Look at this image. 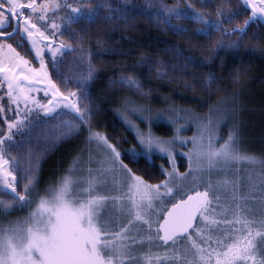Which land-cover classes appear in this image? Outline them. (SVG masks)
I'll return each mask as SVG.
<instances>
[{"label":"snow or ice","instance_id":"6c2138e0","mask_svg":"<svg viewBox=\"0 0 264 264\" xmlns=\"http://www.w3.org/2000/svg\"><path fill=\"white\" fill-rule=\"evenodd\" d=\"M105 9V19L120 12L110 0H0V100H7L6 104L0 102V118L6 125L0 135V191L10 197L0 198V215L7 220H0V264H264V175L258 185L249 178L248 191L237 179L228 177L227 173L234 171L232 165L257 162L255 155L242 150L235 126L223 136L220 122L209 116L198 124V134L166 139L153 133V119L175 123L177 118L163 112L153 117L145 115L143 106L131 107L128 111L148 122L144 130L122 113L138 142L126 150L128 158L133 163L141 158L151 162L159 153L171 165L167 168L162 163L165 178L152 183L124 162L106 133L91 127L87 93L69 90L65 94L52 79L45 56L50 58L53 72L69 80L61 67L65 53L79 49L81 60L85 54L82 44L66 41L63 33H77L76 38L83 40L72 25L91 24ZM246 10L250 14L244 23L233 25L235 17ZM156 15L176 32L187 28L172 24L173 16L199 21L203 27L197 33L209 38L214 31L224 37L239 33L237 40L228 42L229 47L238 48L249 22L264 20V0H242V6L235 9L217 7L215 19L191 4L182 9L162 3ZM14 37L17 46L28 42L39 68L8 42ZM223 46L220 39L215 50ZM92 55L87 53V75L75 78L82 86L96 72ZM119 79L140 87L133 76ZM208 83H212L211 77ZM41 86H45L44 99L34 94ZM66 109L74 118L60 121L63 135L70 137L87 126L89 141L105 151L96 168L91 167V158L87 169L78 168L80 158L75 157L68 169L41 191L39 157L29 149L25 164L8 149L22 145L23 137L17 141L16 134L30 132L41 113L54 117ZM8 111L14 119L6 115ZM177 142L192 145L183 152L188 160L185 172L176 166ZM189 176L191 186L185 187ZM257 203V207L249 206ZM25 205L30 208L27 215L8 219L10 212Z\"/></svg>","mask_w":264,"mask_h":264},{"label":"trees","instance_id":"16d2710c","mask_svg":"<svg viewBox=\"0 0 264 264\" xmlns=\"http://www.w3.org/2000/svg\"><path fill=\"white\" fill-rule=\"evenodd\" d=\"M86 2L95 3L96 0ZM110 3L120 7V12H114L112 19H105V9L91 24L72 25L84 36L83 40L76 38L77 33H63L66 41L82 44L85 54V59L81 60L79 49L65 53L61 67L70 79L65 81L57 76L50 62L49 69L61 90L87 93L91 127L108 135L122 152L124 162L152 183L164 179L160 168L162 163L166 164L164 158L154 155L151 162L141 158L138 163H133L124 151L137 144L120 118L128 103L152 107L170 104L177 108L176 113L185 108L203 112L224 97L235 99L241 111L240 121L254 145L253 152L260 162L264 161V26L257 21L250 23L238 48H232L228 42L237 40L239 33L224 37L214 31L209 38L197 33L196 30L203 27L199 21L173 16L172 24L187 28V31L176 32L162 16L156 15L162 3L182 9L191 4L209 19H215L217 7L235 9L242 6L241 0H110ZM248 12L242 11L232 24H243ZM220 39L224 40V46L217 51L215 45ZM88 52L93 53L91 61L96 72L93 79L82 86L75 78L87 75ZM122 75L135 77L140 87L121 83ZM210 77L211 84L208 83ZM73 118L69 111L50 118L41 116L33 122L30 132L16 134L17 141L23 137L22 145L8 149L25 164L29 149L33 156L39 157L38 188L41 191L60 176L75 151L76 140L87 134L85 129L88 127L81 126L70 137L63 135L60 121ZM5 126L1 120L0 135ZM154 130L164 137L173 134L167 123L157 124ZM183 168V165L179 166L180 170ZM0 198L10 199L3 191H0ZM26 208L27 205L17 208L8 216H23Z\"/></svg>","mask_w":264,"mask_h":264},{"label":"rangeland","instance_id":"374dc122","mask_svg":"<svg viewBox=\"0 0 264 264\" xmlns=\"http://www.w3.org/2000/svg\"><path fill=\"white\" fill-rule=\"evenodd\" d=\"M262 21L264 22V20H262ZM37 68H39V64H38ZM45 86H41L40 92L34 93L40 99H44V94H43L42 89ZM4 89L6 92V87ZM61 91H63V90H61ZM64 92H65V94H67L68 91H64ZM2 95H3V93L0 92V96H2ZM1 101L2 100H0V102ZM6 103H7V100L5 101V104ZM133 106H143L146 109L145 115H150V116L154 117L156 113L163 112L166 116L177 118L175 123H171L167 119H164V120L153 119V121L151 123V129H152L153 133L158 135V136H161V135L156 133L154 130V127L157 124L167 123L168 125H170L172 127L173 134L171 136H169V137L162 136L166 139L172 138L174 136L177 138H179V137L190 138L194 134H198V127H197L198 124H200L201 121L206 122L208 120L209 116H211L213 121H219L220 122L219 123V130L223 136H227L229 130L234 129V126H235L234 130H236L238 132L239 142H240V146H241L242 150L249 153V154H252V153L254 154V152H253V146L254 145L249 140L250 138L246 134V130L242 124V121H240L239 115H240L241 111L239 112V108L237 107V104H235V99L233 97H224L221 100L217 101L215 104H213L209 109H207L206 111H203V112H198V111L193 110L191 108H185V109H182L181 111H178L179 113H176L177 108H173L172 105H170V104H164L160 107L159 106L158 107H152L148 104H137L135 102H132L130 104L128 103L127 107H125L126 108V111H125L126 114L130 117L131 120L135 121V123L141 129L147 130L149 127L148 122L145 121L144 118L139 116L138 114H134L131 111H128V109H130ZM21 107H23V105H21ZM178 110H180V109H178ZM66 111H68V110L66 109ZM9 114L13 115L12 113H9ZM41 116L44 117L43 113H41ZM50 117H52V116L44 117V118H50ZM120 118L122 119V121L124 122L126 127L130 130V132L133 134V136L135 138V136H136L135 130L125 122L124 115H122V113L120 114ZM12 119H14V115H13ZM53 120L55 122L57 119L55 118ZM5 128H6V126H5ZM178 129H179V131H178ZM85 130H87V134H82V136H80V138H78V140H76V142H75L76 147L74 149L75 151H74V153H72L70 155L71 157H70V160L68 162V165L60 173V176L72 164L73 159L75 157L80 158V163L77 167L78 168L83 167L84 169H87V167L89 166V159L90 158L92 161L91 167H93V168L97 167V162L99 161V159L102 158V155L105 151L104 148L102 146L98 145L95 141L90 142L88 139V136H89L88 128ZM135 141L138 144L136 139H135ZM191 147H192L191 143L184 145V144L179 143V142H177L174 146V151L176 153V166L178 169H179V166H181V165H183V167H184L183 170L179 169L180 172H185L188 169V160H187V157L185 155H183V152H187L188 149ZM129 148H131V147H129ZM129 148H126V150ZM126 150H124V151L126 152ZM181 150H183V151H181ZM155 155L162 157L159 153H157ZM255 156L257 157V155H255ZM121 158H122V156H121ZM162 158H164V161H166V164L164 166L167 168H170L171 165L167 161V158L166 157H162ZM232 168L234 169V171H229L227 173L228 177L230 179H232V178L237 179L240 182V184L243 185L244 191H248V189L250 187L249 178H251L252 181L257 182V185H258L259 178L261 177V175H264V167L262 166V163L260 162L258 157H257V162L255 164L250 163V162H242L239 164L232 165ZM78 174H83V173H78ZM221 175H223V174H221ZM216 178H217V176L213 177V179H216ZM205 179H206V177H205ZM191 183H192V177L189 176L187 178V181H185V187L191 186ZM255 195H257L259 197L260 192L257 190ZM166 203H168L170 205L171 202L166 201ZM249 206L250 207H257L258 203L257 204H250ZM29 211H30V208L27 205L25 215H27V213ZM25 215H23V216H25ZM23 216H8V219L15 220L17 217H23ZM0 220H4V222L7 223V220L4 219L3 216H0Z\"/></svg>","mask_w":264,"mask_h":264},{"label":"flooded vegetation","instance_id":"af4514ba","mask_svg":"<svg viewBox=\"0 0 264 264\" xmlns=\"http://www.w3.org/2000/svg\"><path fill=\"white\" fill-rule=\"evenodd\" d=\"M248 13H249V12H248ZM58 22H59V21H58ZM257 23H260V22L257 21ZM3 31H10V29H8V28H4ZM16 39H17V38L14 37L13 39L9 40L8 42H9V43H13V45H14L15 47H17V50L20 51L22 55H25V56H27L30 60H32V64H33V66L38 67L39 61H37L36 59H33V55H34V53H33L32 51H30V46H29L28 42H25L24 45H23L22 47H20V46H17V45L15 44V40H16ZM56 39L59 40L60 37L58 36ZM45 59H46V61H49V62H50V58H49L47 55L45 56ZM49 71H50V69H49ZM3 91H5V89H4ZM5 101H6V97H5L1 102L5 103ZM65 111H66V110H65ZM9 113H12V112H11V111H10V112L8 111V112L6 113V115H8L10 118H13V115H10ZM12 114H13V113H12ZM52 117H53V116H52ZM14 118H15V116H14ZM1 120H3V119L0 118V121H1Z\"/></svg>","mask_w":264,"mask_h":264},{"label":"water","instance_id":"95a60500","mask_svg":"<svg viewBox=\"0 0 264 264\" xmlns=\"http://www.w3.org/2000/svg\"><path fill=\"white\" fill-rule=\"evenodd\" d=\"M241 2H242V0H241ZM249 14H250V11H249ZM253 22L255 23L256 21H250L249 24H248V26L250 25V23H253ZM259 22L264 26V22H263L262 20L259 21ZM248 26H247V27H248Z\"/></svg>","mask_w":264,"mask_h":264}]
</instances>
